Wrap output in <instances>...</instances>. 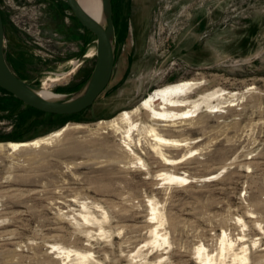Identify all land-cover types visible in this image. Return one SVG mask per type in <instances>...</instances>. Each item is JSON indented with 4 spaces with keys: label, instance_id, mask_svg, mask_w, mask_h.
Here are the masks:
<instances>
[{
    "label": "rangeland",
    "instance_id": "1",
    "mask_svg": "<svg viewBox=\"0 0 264 264\" xmlns=\"http://www.w3.org/2000/svg\"><path fill=\"white\" fill-rule=\"evenodd\" d=\"M4 4L0 0L5 55L19 77L41 87L52 76L68 75L49 88H62L58 93L73 92L86 81L96 64V36L67 0H53L41 20L57 41L55 57L45 55L46 60ZM112 4L115 66L108 86L88 108L70 115L43 112L0 87V143L30 141L70 126L38 147L0 148V264H64L55 244L89 249L94 263L129 264V255L149 239V198L166 214L170 245L144 252L153 260L164 254L163 264H196L197 247L216 252L223 231L233 238L245 233L249 242L264 237L258 225L264 227V0ZM183 79L201 81L192 98L222 89L227 103L219 112L202 107L192 122L158 124L166 137L190 142L168 148L169 155L198 149L168 168L195 182L169 185L155 178L164 168L149 148L141 156L150 174L132 163L121 136L99 122ZM80 210L99 222L84 221Z\"/></svg>",
    "mask_w": 264,
    "mask_h": 264
},
{
    "label": "bare ground",
    "instance_id": "2",
    "mask_svg": "<svg viewBox=\"0 0 264 264\" xmlns=\"http://www.w3.org/2000/svg\"><path fill=\"white\" fill-rule=\"evenodd\" d=\"M79 1L91 16L97 20H102V0ZM91 55L93 56L94 52ZM67 77L68 75L60 76L59 74L56 77L52 76L48 78L44 85L40 87V93L45 97H57V93L49 88L63 80H67ZM200 83L201 81L197 79H183L178 82L166 84L152 91L133 109L123 110L113 119L99 122V124H105L109 129L114 130L115 133L121 136L124 143V145H122L123 151L133 157L134 160L132 163L134 165L139 166L140 164V168L144 171H148L150 174V168L141 156V153H145L146 149L149 148L156 157L160 159L164 168L156 174L155 178H157V180L163 181V183L169 185H189L195 182L194 178L185 173H177L168 168L181 165L185 160L196 155L198 149H190V151L178 157L169 155L167 152L168 148L179 149L181 147H186L190 142L166 137L158 130V124L161 123L163 126H175L178 121L192 122L196 117H199V110L202 107L215 108V110L217 109L216 112H219L224 107L222 104L227 103L224 97L226 93L221 89L208 92L197 98H192L191 93ZM229 95H231L230 92ZM230 97H234V94ZM214 99H216L218 103L214 104ZM224 99L225 101H223ZM80 126L81 124L79 127ZM69 127L68 124L51 134L30 141L0 143V148L17 151L27 147H38L50 143L54 138L62 135ZM217 175L218 173L209 175L205 178L209 181L217 177ZM158 184H160V182ZM82 207L83 209H87L86 204H83ZM148 207L150 208L151 217L149 221H147L145 227L149 230V239L145 241L141 248L137 251H133L129 255V264L137 262L138 258L146 260L144 264L164 263V254H158L155 256L156 260H153L148 257V252L146 254L144 252L146 247L148 249H154L160 248L166 244L170 245V235L166 230L167 217L162 206H160L158 201L149 198ZM80 211V215L83 217L84 221L99 222V219L90 214L89 211ZM107 218L109 217L107 213H105L103 219L106 220ZM246 225L247 224L243 222V226ZM258 225L261 232L264 233V227H262L261 224ZM100 229L103 230L102 225ZM246 237L247 235L243 233L233 238L230 237L226 231H223L216 252L210 251L204 244L197 247L195 257L196 264H264V243L261 242L262 239L264 240V237L252 239L251 242H249ZM54 247L56 248L58 257L66 261L64 264H68L67 260H77L79 264H99L98 262L94 263L91 261L93 252L89 249L82 251L67 248L59 244H55Z\"/></svg>",
    "mask_w": 264,
    "mask_h": 264
},
{
    "label": "water",
    "instance_id": "3",
    "mask_svg": "<svg viewBox=\"0 0 264 264\" xmlns=\"http://www.w3.org/2000/svg\"><path fill=\"white\" fill-rule=\"evenodd\" d=\"M67 3L78 20L96 36V64L86 81L73 92H56L57 97H45L39 91L40 86L19 77L5 55V25L0 11V87L33 108L70 115L92 105L108 86L115 66L117 43L112 0H102V20L91 16L79 0H67Z\"/></svg>",
    "mask_w": 264,
    "mask_h": 264
},
{
    "label": "built area",
    "instance_id": "4",
    "mask_svg": "<svg viewBox=\"0 0 264 264\" xmlns=\"http://www.w3.org/2000/svg\"><path fill=\"white\" fill-rule=\"evenodd\" d=\"M4 5L10 8V18L14 25L30 40L29 42H33L37 46L39 55L44 60L48 59L45 55H52V58H54L57 47L56 38L53 36V45L50 46V39L45 36V31L37 10L33 7L24 8L23 5L15 4L14 0H5ZM50 52H53V54Z\"/></svg>",
    "mask_w": 264,
    "mask_h": 264
},
{
    "label": "flooded vegetation",
    "instance_id": "5",
    "mask_svg": "<svg viewBox=\"0 0 264 264\" xmlns=\"http://www.w3.org/2000/svg\"><path fill=\"white\" fill-rule=\"evenodd\" d=\"M14 2H15V4L23 5L24 8H26V7L35 8L37 10V13H38L40 20H42L43 17L47 16L49 7L53 6V0H14ZM0 11H1V14L3 17V21H4L5 20L4 19V12L2 11L1 8H0ZM8 12L11 13V10L8 9ZM4 25H5V23H4ZM6 29L7 28H5V33H6ZM45 36L50 39V42H51L50 46H52L53 45V36L56 38V35L54 33L45 32Z\"/></svg>",
    "mask_w": 264,
    "mask_h": 264
},
{
    "label": "trees",
    "instance_id": "6",
    "mask_svg": "<svg viewBox=\"0 0 264 264\" xmlns=\"http://www.w3.org/2000/svg\"><path fill=\"white\" fill-rule=\"evenodd\" d=\"M81 84H82V83H81ZM81 84L74 86L73 88H71V90H76V89H78V88L81 86ZM61 89H62V88H59L57 91H58V92H61V91H62ZM39 111H40V110H39Z\"/></svg>",
    "mask_w": 264,
    "mask_h": 264
}]
</instances>
